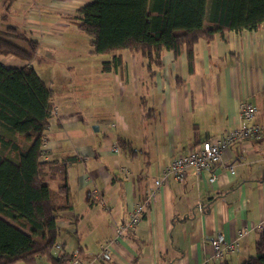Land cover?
Masks as SVG:
<instances>
[{
  "label": "crops",
  "instance_id": "1",
  "mask_svg": "<svg viewBox=\"0 0 264 264\" xmlns=\"http://www.w3.org/2000/svg\"><path fill=\"white\" fill-rule=\"evenodd\" d=\"M65 1L38 0L26 7V26L40 43L38 51L62 46L56 28L75 25L59 8ZM79 1L80 7L89 2ZM124 51L113 54L111 69L101 70L91 102L95 110L89 103L79 104L80 111L75 101L64 107L54 101L43 158L76 159L66 167L73 207L57 219L62 249L53 253H68L73 258L68 264H200L205 258L212 264L242 263L256 251L257 226L264 218V24L200 39L192 69L186 52L165 50L162 66L151 76L146 58ZM1 61L7 67L33 65L13 56ZM243 101L257 106L253 122L263 127L261 135L230 144L222 156L226 168L216 167L213 182L210 170L189 169L182 182L168 175L143 220L119 238L117 227L174 157L240 126ZM90 120L98 130L90 129ZM115 143L117 154L111 150ZM62 181L58 177L51 187ZM215 238L238 240L239 248L216 260ZM33 264L53 263L40 256Z\"/></svg>",
  "mask_w": 264,
  "mask_h": 264
},
{
  "label": "trees",
  "instance_id": "2",
  "mask_svg": "<svg viewBox=\"0 0 264 264\" xmlns=\"http://www.w3.org/2000/svg\"><path fill=\"white\" fill-rule=\"evenodd\" d=\"M79 13L69 20L92 38L94 53H138L154 76L165 50L186 52L192 69L200 39L212 40L227 30L258 29L264 24V0H89ZM39 47L38 40L15 26L0 32V146L11 153H0V264H33L40 256L53 264L73 260L68 253L53 251L57 219L73 207L66 167L76 157L44 160L42 150L55 90L33 65L7 67L1 61L13 56L31 63ZM119 60L115 55L114 63ZM111 65L105 62L104 70ZM58 177L63 181L53 189L51 182ZM240 264H264V230L255 253Z\"/></svg>",
  "mask_w": 264,
  "mask_h": 264
},
{
  "label": "rangeland",
  "instance_id": "3",
  "mask_svg": "<svg viewBox=\"0 0 264 264\" xmlns=\"http://www.w3.org/2000/svg\"><path fill=\"white\" fill-rule=\"evenodd\" d=\"M34 1L38 2V0H14L10 4L5 0H0V32L6 33L10 26H15L19 31H26L29 37H34L26 26L25 18L26 7L33 4ZM79 2V0H66L59 4V8L66 12L64 14L67 17H74L78 15V8L81 6ZM56 29L62 33L60 38L64 40V43L62 46L47 49V51L45 48H41L33 60V67L42 79L55 90L54 101L57 104L62 102L64 107L67 101L72 100L76 104L74 108L81 111L79 104H92L91 102L96 100L93 93L98 90L97 83L100 81L101 70L104 68L105 62L113 59V53H94L91 44L92 38L81 32L75 25L57 27ZM124 52L129 54L128 50ZM82 66L84 69L81 68ZM85 72H88V76L84 75ZM95 87L96 90H94ZM92 105V109L95 110L94 103ZM112 118L107 117L109 123ZM95 126H97L96 123L90 120V129H94ZM103 127L101 125L98 134H102ZM0 153L11 156V153L1 146Z\"/></svg>",
  "mask_w": 264,
  "mask_h": 264
},
{
  "label": "built area",
  "instance_id": "4",
  "mask_svg": "<svg viewBox=\"0 0 264 264\" xmlns=\"http://www.w3.org/2000/svg\"><path fill=\"white\" fill-rule=\"evenodd\" d=\"M258 112L257 106L252 102L243 101L240 103V126L230 132L223 134L217 138H208L203 145L187 154L179 155L174 157L170 164L162 171L161 175L154 180V185L146 187L142 193V197L137 205L133 208L130 213L128 220L123 222L117 227V236L119 238L125 237L127 230L134 231L138 224L143 220L148 205L157 196L163 181L168 175L174 176V178L182 182L185 179V173L189 169H194L195 172L199 173L203 170H210L212 172L209 180L215 181L218 177L215 172L216 167L226 168L222 162V156L225 149L232 143L249 137H259L263 131V127L260 124L254 123L253 120ZM115 126V124H112ZM46 138H44V144L42 146L43 157L47 152ZM112 152L119 153L120 147L117 143L112 145ZM228 169L231 173L235 172L233 166H229ZM122 172L125 175H130L131 172L127 169H123ZM94 196L100 198V193L95 188L93 190ZM101 199V198H100ZM105 202H103L104 204ZM258 230H264V218L257 226ZM243 231H240L239 237L242 236ZM214 254L213 258L221 260L226 254L236 251L239 248V241L224 242L218 238L213 240ZM62 249L61 244H56L55 250ZM200 264H212L209 258H205Z\"/></svg>",
  "mask_w": 264,
  "mask_h": 264
},
{
  "label": "water",
  "instance_id": "5",
  "mask_svg": "<svg viewBox=\"0 0 264 264\" xmlns=\"http://www.w3.org/2000/svg\"><path fill=\"white\" fill-rule=\"evenodd\" d=\"M94 128H95L96 130H98V126H95Z\"/></svg>",
  "mask_w": 264,
  "mask_h": 264
}]
</instances>
